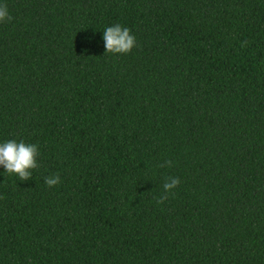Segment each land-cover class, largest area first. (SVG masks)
Masks as SVG:
<instances>
[{
	"label": "trees",
	"instance_id": "1",
	"mask_svg": "<svg viewBox=\"0 0 264 264\" xmlns=\"http://www.w3.org/2000/svg\"><path fill=\"white\" fill-rule=\"evenodd\" d=\"M2 2L0 264H264V0Z\"/></svg>",
	"mask_w": 264,
	"mask_h": 264
},
{
	"label": "clouds",
	"instance_id": "2",
	"mask_svg": "<svg viewBox=\"0 0 264 264\" xmlns=\"http://www.w3.org/2000/svg\"><path fill=\"white\" fill-rule=\"evenodd\" d=\"M11 15L7 6L0 0V22L10 21ZM86 37L91 41L94 37ZM101 40L103 42L104 52L112 54H127L136 46V38L126 26L120 23H114L105 26L102 30ZM39 148L36 143L26 142L23 139H5L0 140V169L2 172L14 174L21 181H27L32 175V170L38 167L37 156ZM161 167H171L172 161L165 160ZM60 182L57 174L44 177V184L52 187ZM180 183L178 177H169L162 185L164 195L157 203H161L167 198L168 194Z\"/></svg>",
	"mask_w": 264,
	"mask_h": 264
}]
</instances>
